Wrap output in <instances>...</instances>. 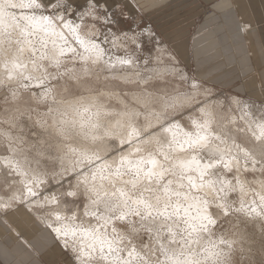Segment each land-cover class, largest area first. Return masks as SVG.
Segmentation results:
<instances>
[{
  "label": "snow or ice",
  "instance_id": "snow-or-ice-1",
  "mask_svg": "<svg viewBox=\"0 0 264 264\" xmlns=\"http://www.w3.org/2000/svg\"><path fill=\"white\" fill-rule=\"evenodd\" d=\"M0 264H264V0H0Z\"/></svg>",
  "mask_w": 264,
  "mask_h": 264
},
{
  "label": "crops",
  "instance_id": "crops-1",
  "mask_svg": "<svg viewBox=\"0 0 264 264\" xmlns=\"http://www.w3.org/2000/svg\"><path fill=\"white\" fill-rule=\"evenodd\" d=\"M198 19V18H197ZM210 28H220L221 30L223 29V25H221L219 19H217L214 23L210 24ZM229 37L225 36V39H224V45H223V48H222V61H226L229 57V55L231 54L229 52Z\"/></svg>",
  "mask_w": 264,
  "mask_h": 264
}]
</instances>
